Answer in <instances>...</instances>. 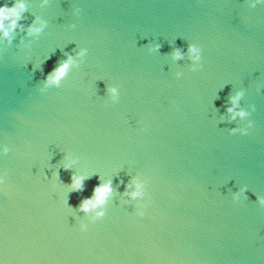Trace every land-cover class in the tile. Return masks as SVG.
<instances>
[{
    "label": "water",
    "instance_id": "1",
    "mask_svg": "<svg viewBox=\"0 0 264 264\" xmlns=\"http://www.w3.org/2000/svg\"><path fill=\"white\" fill-rule=\"evenodd\" d=\"M19 4L0 264H264V0H0Z\"/></svg>",
    "mask_w": 264,
    "mask_h": 264
},
{
    "label": "clouds",
    "instance_id": "2",
    "mask_svg": "<svg viewBox=\"0 0 264 264\" xmlns=\"http://www.w3.org/2000/svg\"><path fill=\"white\" fill-rule=\"evenodd\" d=\"M24 10V5L19 4L15 5L12 8L7 7L5 5L4 7H0V31H3V35L5 37L9 36L10 31L14 30L16 28L17 21L20 19V12ZM9 26L7 29L4 27V22L9 21ZM30 31H39V29H32ZM189 52L195 53L196 49L194 47H189ZM83 55V53H81ZM175 58L179 59L180 54L177 52L175 54ZM199 59V57H197ZM72 63L71 57H69L66 61L59 64L58 67L54 68L47 76H46V84L52 85V84H59V81L65 76L67 69L69 68V65ZM113 95H115V89L110 90ZM238 98V97H237ZM235 103V101H233ZM233 109L229 108L228 112H232ZM241 117H243L245 114L243 112L239 113ZM67 170V168L65 169ZM72 187L76 191H82L83 190V181L82 179H77L76 177L72 178ZM111 191L110 185H103L96 187L93 190V198L87 199L81 202L80 208L81 211L87 212L90 209L95 208L98 204H102L107 194H109ZM138 195V193H134L133 196ZM262 204H264V201H261ZM98 216L103 215L102 213H98Z\"/></svg>",
    "mask_w": 264,
    "mask_h": 264
}]
</instances>
